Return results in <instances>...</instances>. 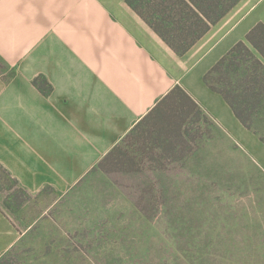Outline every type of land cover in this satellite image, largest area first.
<instances>
[{
    "label": "crops",
    "instance_id": "1",
    "mask_svg": "<svg viewBox=\"0 0 264 264\" xmlns=\"http://www.w3.org/2000/svg\"><path fill=\"white\" fill-rule=\"evenodd\" d=\"M55 2L0 0V166L28 192L51 187L63 194L95 172L109 175L117 162L105 159L129 134L139 146L158 139L141 154L169 162L170 140L186 137L191 116L177 86L222 129L245 133L204 77L264 23V0H239L183 55L127 0H76L75 11L47 28ZM15 237L0 208V243Z\"/></svg>",
    "mask_w": 264,
    "mask_h": 264
},
{
    "label": "rangeland",
    "instance_id": "2",
    "mask_svg": "<svg viewBox=\"0 0 264 264\" xmlns=\"http://www.w3.org/2000/svg\"><path fill=\"white\" fill-rule=\"evenodd\" d=\"M75 1L57 0L45 26ZM189 110L169 162L146 161L130 139L139 169L119 161L67 193L0 197L16 228L0 264H264V103L245 133Z\"/></svg>",
    "mask_w": 264,
    "mask_h": 264
},
{
    "label": "trees",
    "instance_id": "3",
    "mask_svg": "<svg viewBox=\"0 0 264 264\" xmlns=\"http://www.w3.org/2000/svg\"><path fill=\"white\" fill-rule=\"evenodd\" d=\"M239 0H127L129 6L179 55L189 51ZM251 43L260 53L258 56L248 44ZM205 81L213 90L221 93L230 104L237 117L246 128L253 127L255 111L264 103V23H258L247 35V41L238 42L206 74ZM173 92L185 96L187 107L193 111L199 107L180 87ZM203 113V111H201ZM176 116V115H175ZM172 119H175L172 116ZM172 123V122H171ZM174 130H180L175 127ZM176 134V133H175ZM130 134L127 135L109 153L105 161H121L124 165L141 163L134 155L125 159L130 152ZM147 139L139 150L151 152L154 144ZM134 145V144H131ZM150 157V156H149ZM144 160V159H142ZM140 160V161H142ZM105 161L99 165L105 169ZM117 165V164H116ZM12 187V189H11ZM14 188V189H13ZM0 191L6 201L12 193L17 200L24 195H31L18 180L0 166ZM11 191H13L11 193Z\"/></svg>",
    "mask_w": 264,
    "mask_h": 264
}]
</instances>
